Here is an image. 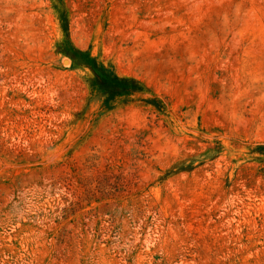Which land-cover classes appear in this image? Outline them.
<instances>
[{"label": "rangeland", "instance_id": "1", "mask_svg": "<svg viewBox=\"0 0 264 264\" xmlns=\"http://www.w3.org/2000/svg\"><path fill=\"white\" fill-rule=\"evenodd\" d=\"M0 264H264V0H0Z\"/></svg>", "mask_w": 264, "mask_h": 264}, {"label": "trees", "instance_id": "2", "mask_svg": "<svg viewBox=\"0 0 264 264\" xmlns=\"http://www.w3.org/2000/svg\"><path fill=\"white\" fill-rule=\"evenodd\" d=\"M101 84H102V85H105L103 82H101ZM107 87H108V88H110V87H111V85H109V86L107 85Z\"/></svg>", "mask_w": 264, "mask_h": 264}]
</instances>
